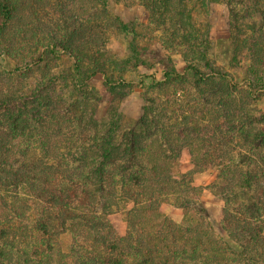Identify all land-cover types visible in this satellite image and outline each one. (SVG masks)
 <instances>
[{"label":"trees","instance_id":"trees-1","mask_svg":"<svg viewBox=\"0 0 264 264\" xmlns=\"http://www.w3.org/2000/svg\"><path fill=\"white\" fill-rule=\"evenodd\" d=\"M123 1L0 0V264H264V0H129L146 23ZM207 170L226 237L193 185Z\"/></svg>","mask_w":264,"mask_h":264},{"label":"rangeland","instance_id":"rangeland-1","mask_svg":"<svg viewBox=\"0 0 264 264\" xmlns=\"http://www.w3.org/2000/svg\"><path fill=\"white\" fill-rule=\"evenodd\" d=\"M112 12L121 17L123 20L127 22H141L146 23L148 21V11L139 3H134L129 0H124L122 3L113 4L112 5ZM258 20V19H257ZM259 23H262L261 21ZM225 33L222 28V23L220 19L214 23L212 27V38L214 40V56L217 59V61L221 64H227L228 62V46L226 42L224 41ZM107 50L112 55H119V56H125L127 55V48L124 43V40L112 37L107 42ZM173 59L180 71H182L185 68V63L182 59L181 54L174 53ZM159 69L153 70L152 72L156 74V76L159 78L162 76L161 70L162 66L158 67ZM143 72H145L144 69H142ZM103 82V77L98 76L94 78L91 81V85L95 87L96 89L101 88ZM109 97L102 98L99 108H98V116L104 117L107 113V110L109 108ZM144 102L141 97V90L139 88H136L133 93L125 100L121 101L120 107L121 110L125 113L127 118L129 120H134L138 118L141 115L142 112V106ZM259 107L262 111H264V97L259 101ZM264 126V124H263ZM216 180V173L214 170H207L204 172H201L194 177L193 185L200 188L202 192L198 196L199 198H202V200L205 202L209 219L213 223L216 233L219 236L226 237V233L222 230L219 222L220 219V213L223 206L222 200L214 193L211 185ZM166 214L174 221L181 223L183 221V210L178 205L169 204L166 208Z\"/></svg>","mask_w":264,"mask_h":264}]
</instances>
